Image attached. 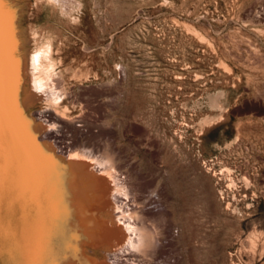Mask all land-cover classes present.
<instances>
[{"label":"rangeland","instance_id":"obj_1","mask_svg":"<svg viewBox=\"0 0 264 264\" xmlns=\"http://www.w3.org/2000/svg\"><path fill=\"white\" fill-rule=\"evenodd\" d=\"M22 1L58 62L29 112L117 176L136 244L116 257L264 264V0Z\"/></svg>","mask_w":264,"mask_h":264},{"label":"bare ground","instance_id":"obj_2","mask_svg":"<svg viewBox=\"0 0 264 264\" xmlns=\"http://www.w3.org/2000/svg\"><path fill=\"white\" fill-rule=\"evenodd\" d=\"M23 8L22 0L0 4V240L6 264H127L115 254L136 239L133 224L117 212V176L82 153L61 154L41 132L45 123L29 112L52 86L58 62L51 36L33 31L37 45L27 48Z\"/></svg>","mask_w":264,"mask_h":264},{"label":"snow or ice","instance_id":"obj_3","mask_svg":"<svg viewBox=\"0 0 264 264\" xmlns=\"http://www.w3.org/2000/svg\"><path fill=\"white\" fill-rule=\"evenodd\" d=\"M3 3V0H0V4H2Z\"/></svg>","mask_w":264,"mask_h":264}]
</instances>
